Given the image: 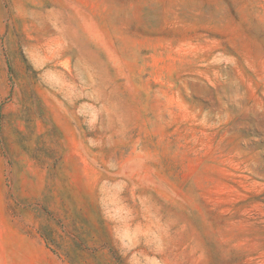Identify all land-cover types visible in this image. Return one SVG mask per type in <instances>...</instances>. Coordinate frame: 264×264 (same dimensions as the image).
<instances>
[{
	"label": "rangeland",
	"instance_id": "1",
	"mask_svg": "<svg viewBox=\"0 0 264 264\" xmlns=\"http://www.w3.org/2000/svg\"><path fill=\"white\" fill-rule=\"evenodd\" d=\"M0 264H264V0H0Z\"/></svg>",
	"mask_w": 264,
	"mask_h": 264
}]
</instances>
